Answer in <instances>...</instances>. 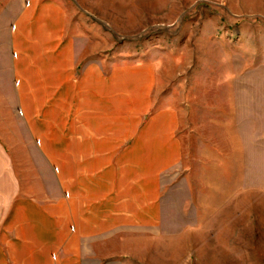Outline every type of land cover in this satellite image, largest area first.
I'll use <instances>...</instances> for the list:
<instances>
[{
    "label": "rangeland",
    "instance_id": "1",
    "mask_svg": "<svg viewBox=\"0 0 264 264\" xmlns=\"http://www.w3.org/2000/svg\"><path fill=\"white\" fill-rule=\"evenodd\" d=\"M62 4L76 70L100 64L179 155L157 172L155 225L108 232L88 263L264 264V0ZM53 172L44 159V200Z\"/></svg>",
    "mask_w": 264,
    "mask_h": 264
},
{
    "label": "crops",
    "instance_id": "2",
    "mask_svg": "<svg viewBox=\"0 0 264 264\" xmlns=\"http://www.w3.org/2000/svg\"><path fill=\"white\" fill-rule=\"evenodd\" d=\"M67 30L62 0H0V264H89L108 232L155 225L157 172L178 161L170 127L133 123L136 96L76 70Z\"/></svg>",
    "mask_w": 264,
    "mask_h": 264
}]
</instances>
